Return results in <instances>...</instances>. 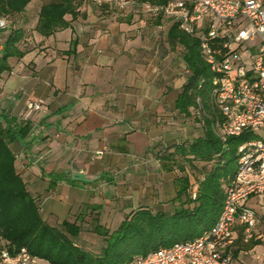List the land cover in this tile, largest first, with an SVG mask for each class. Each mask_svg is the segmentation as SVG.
Listing matches in <instances>:
<instances>
[{
	"label": "crops",
	"instance_id": "obj_1",
	"mask_svg": "<svg viewBox=\"0 0 264 264\" xmlns=\"http://www.w3.org/2000/svg\"><path fill=\"white\" fill-rule=\"evenodd\" d=\"M65 19L68 26L49 36L27 34L24 57L10 59L0 81V115L30 126L10 147L43 219L51 225L78 219L79 242L93 250L87 240L101 243L97 225L112 232L141 208L175 212L179 170L163 163L203 139L208 122L214 131L218 112L205 103L203 111L197 103L188 112L179 108L191 71L185 47L169 39L174 23L91 0H79L77 15ZM6 33L0 32V49ZM38 99L44 109L27 113V101ZM258 215L251 242L244 244L239 231L228 248L236 264H264L255 256L264 251Z\"/></svg>",
	"mask_w": 264,
	"mask_h": 264
},
{
	"label": "trees",
	"instance_id": "obj_2",
	"mask_svg": "<svg viewBox=\"0 0 264 264\" xmlns=\"http://www.w3.org/2000/svg\"><path fill=\"white\" fill-rule=\"evenodd\" d=\"M33 0H0V17L8 22V33L0 49V81L3 75L11 71V58H23L22 44L27 38L22 28H14L12 17L24 14ZM79 0H53L44 3L39 11L35 31L49 36L68 26L67 14L77 15ZM171 42H178L186 49L185 59L191 74L188 84L179 100L181 111L188 112L201 96L207 110L210 105V81L213 77L209 65L201 55L199 41L182 31L174 24L169 32ZM202 78L206 82L202 89ZM1 92V87H0ZM212 106V105H211ZM5 122V124H4ZM13 119L0 115V257L3 251L14 254L26 247L32 255L49 261L51 264H127L139 255L171 246L175 242L194 239L217 221L230 177L227 176L229 161L237 160L235 151L232 158L226 159L217 143L232 140H246L247 134L220 139L209 128L206 136L185 148H177L176 154L168 155L163 163L165 169L179 170L176 178V209L173 214L154 213L141 208L129 214L120 226L110 231L102 226L94 228L101 236V243L85 249L80 244L82 225L65 220L60 225H51L43 219L36 198L28 190L26 182L16 169V156L10 144L17 138H25L30 132L27 124L14 125ZM241 143L239 142L238 147ZM238 150V149H237ZM197 161L215 167L205 173L202 179H195L187 166L196 167ZM192 180V181H191ZM193 183L197 184L196 196L193 195Z\"/></svg>",
	"mask_w": 264,
	"mask_h": 264
},
{
	"label": "built area",
	"instance_id": "obj_3",
	"mask_svg": "<svg viewBox=\"0 0 264 264\" xmlns=\"http://www.w3.org/2000/svg\"><path fill=\"white\" fill-rule=\"evenodd\" d=\"M135 16H153L177 24L199 41L213 77L209 95L218 112L215 134L226 141L247 134L237 150V170L225 188L215 224L200 236L139 255L127 264H236L228 250L242 231L248 244L261 223L246 201L264 196V0H91ZM8 27L0 17V32ZM202 78L199 88L205 85ZM199 111L204 100L196 98ZM43 99L29 100L26 112L42 111ZM102 152H97L101 155ZM193 195L197 194L193 191ZM264 259V251L255 255ZM38 257L23 247L3 251L0 264H35Z\"/></svg>",
	"mask_w": 264,
	"mask_h": 264
},
{
	"label": "rangeland",
	"instance_id": "obj_4",
	"mask_svg": "<svg viewBox=\"0 0 264 264\" xmlns=\"http://www.w3.org/2000/svg\"><path fill=\"white\" fill-rule=\"evenodd\" d=\"M49 1H53V0H36L34 3V12L31 14L30 18H27V14H21L20 15H16L14 17H12V23H13V27L14 28H22L23 31H25L26 36L27 34H31L33 30H35V26H36V21L38 19V15H39V9L40 6L44 3H47ZM245 140H232L228 143H223V142H219L217 143V147L220 151H222L223 155L226 157V159H230L233 156V153L235 151H237L238 149V144L239 142L242 143ZM237 161L238 160H232L229 161L227 165L228 170H227V178L232 176L236 170H237ZM196 167L193 168L191 165H188V171L192 172L194 178L197 179H202L205 176V173L211 171L215 165H216V161L211 162L210 164H206L200 161H197L195 163ZM258 197L261 196H255V200L250 201L249 202V206L250 207H254V209L258 212L261 213L262 215H264V200L261 201L260 203L258 202ZM251 198V197H250ZM89 242V246H97L100 245V240L99 241H91V240H87Z\"/></svg>",
	"mask_w": 264,
	"mask_h": 264
}]
</instances>
